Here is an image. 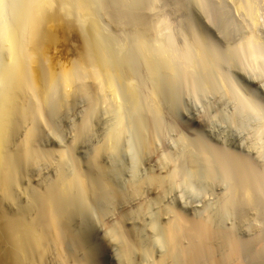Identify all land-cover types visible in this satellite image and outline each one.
<instances>
[{"label":"rangeland","instance_id":"rangeland-1","mask_svg":"<svg viewBox=\"0 0 264 264\" xmlns=\"http://www.w3.org/2000/svg\"><path fill=\"white\" fill-rule=\"evenodd\" d=\"M130 1H132V0H130ZM237 1L239 2L241 0H237ZM237 1L235 2L234 0H145V7H143L144 5L142 6V9L144 8L143 10L145 11L144 14L149 18V21L152 22L153 24L156 23L155 25H153V26H155L154 30H155L156 26H159V28L157 27L158 31L156 29V31L158 32L157 35H153L154 38L152 37L153 43H154V39L156 41V37H158L157 42H160V40H161L164 43L169 44V41H173L172 45L174 46L173 47L174 53H175V55H179V53H181L185 47L184 43L185 44L188 42L190 43V41L189 40L187 41V39L194 41V39H192V38L197 36L198 34H201L202 36L201 35L200 36L201 37L205 36L203 39H204V41L207 40V43H208L207 45L205 43V45L207 47V48L204 47L205 50L208 49L207 52L209 51L210 53L214 54L215 56L217 55V57L212 55L213 57H215L214 59H219V57H220L218 62H216L214 60L216 62L215 66L219 67L218 70L220 69L219 70V76L217 75L219 77V79L217 78V76H215L216 74H218L216 71H215L216 74L212 75V77L210 74H208V73L207 74L210 76L211 80H213V79L215 81H216V79L217 80L221 79L223 81L227 80L226 82L224 81V83H223V81H218V82H222L223 85L221 83L218 84V82L214 83V81H213V84H215L217 87L219 86V90L215 85H214L215 87L208 86L209 83L205 84L206 82L205 83L203 82L204 81L203 79L206 80V78H203L205 76V73L203 72V70H201V68H199V69L202 71V74H200V73L197 74V72L199 71L198 67H200L199 63L196 65V67H197V69H196L194 64L191 65V66L194 65V67H190V65L183 63V60H181L179 58H178V60H179L178 63L179 62L180 63L178 64V66H180L179 70H180V74H182L181 80H178V79H176L177 81H175L174 79L172 80V75H170L169 73L168 74L166 73L167 74V75H165L166 77H163L164 75L162 76L164 83H162L163 81L161 79L162 82H160L161 83L160 85L165 84L164 86H166V85H168L166 83H169V85H171V83L174 84L173 81H175V83L179 82V81H181V82H179L177 85L174 84L173 87L171 85L170 86L171 90L168 87L169 85L167 86L168 88L167 87L164 88L163 85H162V88H164V89L160 88V91L164 90V91H162L163 93L159 96H161L162 99L164 100L163 101L161 99V101L165 105V107H164V105L161 104V101H160V104H161V106L164 107V113H163V110H162V113L164 114L165 118H162L163 114L161 113L162 120H160V121L163 122L164 127L162 125V122H160L161 127L163 128L162 129L160 127V129L163 132H160V133L158 132V133L159 134L163 133L164 136L162 135L163 137L160 136V138H158L159 140H157V142L159 144L158 145L156 144L157 147L156 146L155 147L157 149L156 150L154 149L155 150L154 152L160 154L161 156L156 155V153H154L153 150L151 151L150 149H148L149 150L148 151L146 149L148 140H151L150 139L151 133L148 136V133H147V131H145L146 129H144L145 128L144 126H146L147 123H149V122H151V124H152L153 118L150 116H147L144 113L145 111H144V109H142L143 107L141 108V106H143V105L140 106V108L142 109L143 112H140L141 111V109H140V111H139L140 114H137V115L135 114V112H134L135 108L133 107V105L134 106L136 105L137 109L139 108V106L135 102H134L135 104L129 103V100H130V99H128L129 93H128L126 85H130V83L128 82L127 84H125L127 80L125 81L124 86H126V87L122 86V89H121L122 94H121L119 91L120 88L117 89V92L115 93L116 90L111 91L112 89L110 90L108 88L110 90L109 91L106 87V89H105L106 92H104V88H105L103 86L104 83H102L103 84L102 85L101 82H99L97 80L96 81L93 80L95 78H92V80L88 79L87 83L84 82L85 85L90 88L87 90H90L91 92H93V93L89 92L91 94V96L96 95L95 97H97V99L99 98L101 100H99V99L97 100L95 97H93V96L91 97L90 95H88L87 97L90 96L89 97L90 100L92 98L93 99L95 98L94 101H93V99H92V101L88 100L86 96H85L86 98L84 99L83 95H82V97H80L81 94H75L74 92L72 93V91H74L75 89H71V91H70L71 96L68 95L69 97H67V96L65 97L64 93H63L62 95L65 98L61 97L62 91L61 92L60 91L55 92L56 95H55V97L53 95L54 99H52V101H51L52 103L50 104L49 108H47V110L45 109V111L43 112L44 115H42V118H41V121H42V119H43V121L41 122V129H40L41 134L39 136L40 139H38L40 141H37V143L39 144L37 146V151H39V153H40L41 150L43 149V151L40 153V154L43 153V157L41 156V158H39L40 160L37 159L38 161L35 160L32 163L30 162L31 164L27 163V165H24V164L21 165V167L24 165L22 167V170H25V171L19 172V174H18L19 178H18L17 185H16L17 187H15L16 189L14 192L15 197L13 196L11 199H8V197L6 196L7 194L2 195V193L0 192V209H2V208H3L2 210L6 209L5 212L6 211L8 213L12 212V214H14V213H18V211L21 210L22 208H29L34 203V201H32V200H34L37 197V195H39V193H40L39 196H41L42 193H44L47 190V188H49V186H52L54 184V182L56 183L59 180L60 175H62V173H63V172H61V170L64 171V169H65V172L67 173L65 175H67V176L68 175L70 176V173H71V175H74V173H75L76 176H77V174L81 175V177L84 176V178L83 177L81 178L78 175V177H80L82 181L84 179L83 184H85V187L88 186V187H86V191L88 193L91 192L90 189H88V188L90 186H93L96 182V181L94 182V179L96 178V180H99V178H100L99 176L102 175L100 179L102 180V178H104L108 184L102 183L104 181L103 180L102 182L100 181L101 183L99 181H97L96 185L98 186V182H99V185H101V184L109 185L108 188L110 189V192H108V191L107 192L110 193L109 195L111 196V199L108 196V198L110 199V200L109 199L108 200L114 206H112V205L110 206L109 202H108L109 204L104 202L105 200L102 201V203L98 202V205H97L96 204V200H97L96 195L94 197L93 196L94 194L90 195L92 193H90V194L87 193V195H89V197L91 196L93 198V200H92V198L90 197L91 198L90 202L91 201L95 202L97 207L99 206V203H100V205H102L103 202L105 203L104 206L102 205L100 207L101 210H105L108 207V205L110 207L107 208L108 211L107 210L104 211L105 213H103L100 210V208H98L99 209L98 212L95 209L96 210V211L94 210L95 213L94 212L91 213L94 215V217L92 215H90V216H92V218L89 216V214L87 215L88 218L86 217V215H82V214L79 215L78 214V216H76L77 219L75 218L76 222H75V224H73L74 228L77 229V232H79V235L86 236L85 238L84 237L83 238L85 240L87 238H89L87 240L88 243L89 244L92 243L90 245L93 248V252L95 251L96 257L98 256L96 258V260H97L96 264H123V263L124 264H127V263H129V264H155L157 261L158 262L161 261L160 257L162 258V256L164 255L163 253L165 251L169 252V249H168L169 247L168 248L166 247V245H168L166 243H168V242H165V241H167V238H165L166 233L163 230H167V228H168L167 223L168 222L170 223L171 222L170 220L172 218L175 220V218L173 216H175V214L178 212H181L184 216H187V218H189V219H196V220L197 219L203 220L204 218H206V217L208 218V216L211 215V219L213 218L214 221L216 220V222L213 221V224H212L216 230L222 229V231H226L227 233L232 232L230 235H232L234 233L232 236L237 237V239L240 240L241 242H244L247 245L252 244V246L249 245L248 248L245 250V256L246 257L245 256L243 257V260H244L243 262H245V264H251V263L255 262V261L251 260L253 258H251V259L249 258L252 256L251 253H252L253 249H255V251H254L255 253L256 252L260 253V254H258V253L256 254L258 257H260V255H261V257H264V256H262L263 252L261 253V247L264 246V243H263L264 242V236H263L264 233L263 234L261 233V232H264V224H263L264 223V215H263L264 213H260V211L262 209V204L264 206V198L263 199L260 198V200H259L260 203H257V204H261V201H262L259 212L255 209L256 208L255 206H254L255 211H249L250 209H252L253 206H249L250 207V209H249L247 207V205L245 207H241L236 202L234 204L232 203L234 206H236L238 204V206H236L237 207V209H236V207H234L233 205H228L229 203H227L226 200L229 201L230 196L232 197L234 195V194H232L233 193L232 192L233 191L232 190L233 189L232 184L229 183V179H230L229 175L231 176L232 172L230 171L231 170L230 167H228V165L227 166L223 165V162L220 159V158H222L220 156V154H221L220 152H222L224 156L225 155L227 156V154H228V158L231 155H233V156H231V157H233L231 159H237V160L243 161V162H245V161L249 162L250 161L248 164L253 163L252 165L250 164L251 167L252 168L255 167L256 170L260 169V172L262 171L261 169L264 167V161H263L264 155H262V154H264V151H263L264 149H262L264 147V117H263L264 116V54H263L264 53V0H257L255 2L256 5L259 3L256 6V12H257V24L256 25H255L252 17H250V15L247 14L248 12H246L245 9H242L244 11H240L241 10L240 4H238ZM132 2H131V4H132ZM237 5H239V6H237ZM177 6L179 8H177ZM147 8H150V9H147ZM242 8H243V6H242ZM258 8L260 10H258ZM115 9H117V8L115 7ZM143 10H142V12H143ZM162 17H164V18H162ZM102 21H103L104 26H105L104 28H106L105 30H107L109 35H111L110 37H112V38H110V40L113 38L115 39V40L113 39L114 41L112 40L113 45H115L118 42L117 43L118 46H117V44L115 45V47L117 49L119 46L121 47L122 44H124L125 42H127V43H125L126 47L129 46V48H131V49H132V47H134V44L136 43V42H134V41H136L134 33L135 32L138 33V32L135 31L133 29V27L129 26V28H128V25L125 26L126 24L123 23L125 25H123V28H122V26H117V22H116V25L115 24L112 25V22H111V24H109L110 23L109 21H106V20H102ZM113 23H115V22H113ZM118 23H120V22H118ZM158 23H159V25H158ZM108 24H109V26H108ZM257 25H258V30L256 28ZM150 26H152V25H150ZM194 31L197 32L196 35H195ZM150 34H152V33H150ZM255 34H256L258 41H260V42L258 43L257 46L251 47L249 45L250 43L248 44V42H250V38H252V36H254ZM165 35H166V38H165ZM137 36L139 37V34ZM185 36H186V38H185ZM138 37H136V39ZM148 38L150 39V41H152L151 37H148ZM76 39H77L76 36L72 37V35H67L65 33H58L54 36H51L50 38H48L46 40V42L44 43V52L49 58H51V60L53 62V65H52L53 69L60 71L62 69H70L74 66V62H76L78 60L77 58H79V56H77V54L81 51L78 47L81 48V46H82L80 43H75ZM115 41H117V42L114 43ZM262 42H263V44H262ZM131 44H132V46H131ZM157 44H155V45H157ZM242 44H243V46H242ZM212 45H213V47H212ZM246 46L247 47L250 46L252 48L253 53L248 48H246ZM117 49L114 51H117ZM246 49H247V51H246ZM253 49H255V52ZM133 51H131V52L134 53ZM229 51H231L232 53L230 52L231 53L230 54ZM116 53L120 54V50H118V52H116ZM219 53H220V55H219ZM134 54H132V55H134ZM255 54H257L258 56ZM120 55H122V52ZM128 56H129V54H128ZM130 56L128 57V60L130 62L126 61L127 65H128V63H132L131 60H135V59L131 58ZM212 56H211V54L209 55L210 60H213ZM235 56H237V57H235ZM117 57L118 56L116 55V58ZM75 59H76V61H74ZM222 61L224 62V64ZM52 62H51V64H52ZM134 63H135V61L132 63V65ZM139 63L140 62H138L137 64H139ZM137 64L135 63V65H137ZM140 64H141V66L137 67L138 66L137 65L136 67H134V69H135L134 72H136V70L140 69L143 66L142 63H140ZM132 65L129 64V66H126V68L130 67ZM135 65H133V66H135ZM136 68H138V69H136ZM187 68H189V69L194 68V70L193 69L189 70ZM129 69L134 70L133 67H131ZM144 69L145 68H143V69L141 68V70H139L140 72L137 71L136 74L139 72L137 74V76L134 75L135 73L133 74V71H127V72L130 73V75L133 74V75H131V77H133L132 78L133 82H134L133 85L135 83L137 85L140 83L139 88L138 87L137 88L139 89V91L141 90L144 93L145 97L143 96V98H145V99H143L142 95H140L141 98L143 100H146L149 98V96H148V98H146L147 93L145 90L148 89L147 92L149 90H150L149 93L152 92L153 90L150 88L152 86H154V83L151 86L149 85L150 83H152L151 82L152 80L151 81L147 80L148 78L150 79V77H148V75L146 76V72H145L146 70H144ZM187 70H189L188 71L189 74H187L188 73ZM195 71H197V72L195 73ZM221 72H222V74H221ZM140 73H142V74H140ZM203 73H204V75H203ZM207 74H206V77H207L206 81L208 82L209 80H208ZM211 74H214V72ZM130 75H129L128 81L131 80V82H132V79H130ZM134 76H136V77H134ZM198 76H200V77L198 78ZM213 76L215 78H213ZM191 77H192V79H191ZM169 78H171L170 80H172V81L169 82ZM97 79L99 80V78H97ZM179 79H180V77H179ZM86 80L87 79H85V81ZM103 80L104 79L101 78L100 81L103 82ZM105 80H104V82H105ZM94 81H95V83H94ZM146 81H148V82H146ZM189 81H191V83ZM198 81H200L199 82L200 84L198 83ZM88 82H90V83H88ZM187 82H189L192 86ZM143 83H145L146 85ZM203 83H204V85H203ZM79 84L77 87H79L83 83H81L80 85ZM98 84H100V86L101 87L103 86V87L100 88ZM188 84H189V86H188ZM85 85L83 84V86H85ZM141 85H143L142 86V88L144 87L143 89L142 88L140 89ZM194 85L196 88L194 87ZM174 86H177V87H174ZM220 86H223V88H221ZM147 87H149V88H147ZM123 88H125V89L122 92ZM100 89H102V92ZM153 89H154V87H153ZM167 89H169L171 91V93L169 90L167 91ZM107 90L109 92H107ZM177 90H178V92H177ZM99 91L101 92V94L98 93ZM78 92H79V90H77V93ZM95 92H96V94H95ZM229 92H231V93H229ZM108 93H110V94H108ZM117 93H119L118 94L119 96L117 95ZM159 93H161V92H159ZM167 93L169 96L167 95ZM112 94H116V96H114ZM150 94H147V95H150ZM126 95H128V96H126ZM60 97H61V100H60ZM75 97H77V98H75ZM103 97H104V99H103ZM116 97H118V98H116ZM161 97H159V99ZM232 99H233V101H232ZM241 99H242V101H241ZM96 100L98 101L97 103H96ZM147 101L148 100H146V103H147ZM243 101L248 102V104L246 103L245 105L253 106L255 104V106L257 107V108L255 107V108L258 110L257 113L260 112L259 113L260 116L257 113H255V116H254L253 115L254 113H251L250 111H249L250 113L248 115V110H247L248 108L247 107L245 109V110H247V114L245 113V111H243L244 109L241 110V108H242L241 105L243 106ZM57 102H59V103L57 104ZM64 102H65V104H64ZM94 102H95V104H94ZM89 103H91V104H89ZM144 103H145V101H144ZM249 103H251V104H249ZM257 103H258V105H257ZM60 104H61V106H60ZM123 104H124V106H123ZM130 104H132V105H130ZM139 104H142V102ZM148 105H149V103L147 105L145 104L144 108H145V106L147 108ZM129 106H132V107H129ZM55 107L59 110V112L61 110V113H59L58 110H57V112H55L56 111ZM59 107H61V108L59 109ZM243 108H245V106ZM147 109H149V106ZM62 110H63V112H62ZM234 110H236V111H234ZM147 111L148 110H146V113H147ZM125 112H126V114H125ZM130 112H132V113H130ZM53 113H58V116L56 117L57 114L55 115ZM62 113L64 115H62ZM136 113H137V111H136ZM144 114H145V116H144ZM250 114H252V116ZM122 115H124V116H122ZM122 117H124V118L127 117L125 119L123 118L124 124L122 123V120H123ZM147 117L148 118L150 117L151 119H148ZM163 119H164V121H163ZM146 120H148V121L150 120V121L148 122ZM49 121H50V123H49L50 125L48 124ZM52 121H53V123H51ZM43 122L44 123L46 122L47 124L46 123L44 124ZM54 123L55 124L57 123V124L53 128ZM143 123H145V124H143ZM165 123H167V124H165ZM121 124H123L124 128L122 127ZM151 124H149V125L151 126ZM244 124H246V126ZM24 125L25 126L21 129V131H19L20 133L18 132V135L16 134V136H15L16 138H18V140H15V137H13V140H15L13 142V144L14 143L16 144V145L14 144L15 147H14V145H13V147L11 146L13 151L16 147H17V149H19L21 147L18 144L22 143L21 145H24L23 139L26 137V135H27L26 133L28 131V129H27V131H25V129L27 127L29 128V125L27 123ZM81 125H82V127H80ZM149 125H147L149 127V128L147 127L148 131L152 130L149 132H153L154 128L151 129ZM44 127H45V130H44ZM121 127L123 128V130L125 129V132L121 131V129H122ZM141 127H143V128L141 129ZM54 129H56V130H54ZM135 129H137V131ZM246 129H247V131H246ZM47 130H48V132H47ZM53 130H54V132H53ZM118 130H119V133L117 132ZM251 130H252V132H251ZM74 131H76V132H74ZM114 131H116V132H114ZM126 131H127V133H126ZM141 131H143L144 133ZM120 132L121 133L123 132L124 134L126 133V135L122 136V137H124L123 138L124 140L122 138H120L121 139L120 142L117 143V144H119V146H117L119 150L116 151V149L115 148L113 149L112 146L115 145V143H114L115 141L117 142L118 139H117V137L115 138V136L116 135L118 136V134H121ZM56 133H58V134H56ZM116 133H118V134H116ZM144 134L146 135L145 138L147 139V141H146L147 143H145V141H144L145 140ZM119 137H121V136H118V138ZM147 137H149V138H147ZM158 137H159V135H158ZM113 138L116 140L114 141ZM171 140H172V142H171ZM122 141L125 143L123 144ZM191 142H192V144H191ZM140 144H142V145L145 144L146 146L144 145L145 146L144 147V146H141ZM259 144H261V146ZM254 145H255V148H254ZM258 145L260 146V148ZM18 146H19V148H18ZM130 146H131V148H130ZM39 147H40V149H39ZM204 148L207 149V151H209V152L211 151L210 152L211 156H212L211 161L214 160V162H216L215 164H214V162L212 163L214 168L213 167L210 168L209 164H207L209 161H207L206 157H204V156H206V150ZM99 149H100V151H99ZM103 149H104V151H103ZM101 150H102V152H101ZM142 150H143V152H142ZM260 150H261V152H260ZM189 151H190V153L192 152V154L195 158L193 156H191L192 154H189ZM44 152H45V156H44ZM225 153H227V154H225ZM237 154H238V156H237ZM48 155L50 157H48ZM154 155H155V157H154ZM188 155H190L191 156L190 158H192V159H190L188 157ZM147 156H149V157H147ZM156 156H158L159 159H161V160L158 161ZM162 156H163V158H162ZM164 156L165 157L167 156L165 161H164ZM181 156H182V158H181ZM142 157H143V159H142ZM171 157H172V159H171ZM214 157H215V159H214ZM169 158H170V160L167 161V159H169ZM225 158L227 159V157H225ZM189 159L192 160L193 162L192 161L190 162ZM243 159H245V161ZM153 160H154V162H153ZM132 161H134V162H132ZM194 161L198 162L197 165H194V164H196V162H194ZM204 161L207 163H204ZM136 162H138V163H136ZM166 162H168V163H166ZM178 163H180V164H178ZM190 163H192L195 167L196 166L198 167V168L196 167V170L194 167V171H197L196 175H195L194 171L191 173V171L193 170L192 169L193 165ZM72 164H73V166H72ZM217 164H218V166H215ZM61 165L63 167H61ZM206 165H208V166H206ZM220 165H222V166H220ZM25 166H27V167L29 166V167L27 168ZM52 166H53V168H52ZM188 166H190V167H188ZM224 166L228 167V168H226L227 170L222 169V168H225ZM126 167H127V170H125ZM24 168H26V169H24ZM216 168H218V169H216ZM185 169H187V170H185ZM213 169H215V170H213ZM174 170L176 171V173L178 170V173H179V174H177L178 177L175 176V177H177V179L175 177L173 179L174 181H175V179L177 181H175L176 183L173 185V183H172L173 181L171 179L172 184L171 185L169 184L170 185L169 186L168 183L170 180L167 183L166 180L168 177H166V176L167 175L169 176L171 173L174 172ZM181 170H183V171H181ZM101 171H102V173H101ZM123 173H125V174H123ZM152 173H154V174L152 175ZM190 173H191V175H190ZM98 174H99V176H98ZM192 174H193V179H194V175L195 176L198 175L197 178L192 180V178H191ZM212 174H214V175H212ZM157 175L159 177H163V176L166 177V179H164V180L166 181L165 189L167 187V189H166L167 191L165 189H164V191H166L167 193L163 192V193H165L164 196L162 195V193H161L162 196H160V193H159L160 198L158 197V192L156 191V190H158L157 189L158 186H156V187L154 186V185H156V181L154 179L158 177ZM87 176H88V178H87ZM70 177H75V176H70ZM90 177H91V179L93 178L92 179L93 182L92 181L89 182ZM153 177H154V179H153ZM152 180H154V181H152ZM151 181H152V183H151ZM184 181L186 184L184 183ZM139 182L142 184L145 182H148V183L147 184L145 183L146 186L143 185L144 186L143 189L146 188L145 190L142 191L143 193L141 192V194H140V192H139L137 195L136 194L137 192L135 191L134 186L139 185ZM134 183H135V185H134ZM188 184L190 185V187L192 185L191 189H190ZM101 186H100L99 190H101L104 187L103 185H101ZM131 187H132V189H131ZM134 192H136V193H134ZM146 194H148V196ZM230 194H232V195H230ZM140 195L144 198L139 197ZM5 196L7 197V199ZM113 197L114 198L116 197L115 200L114 199L112 200ZM137 197H139V198L137 199ZM135 201H136V203H135ZM30 202H31V205H30ZM137 202H139V203H137ZM147 202L149 205L147 204ZM231 202H234V200H232ZM226 203L228 206L225 205ZM27 204L30 206H28ZM91 204H93V203L91 202ZM106 204H108V205H106ZM93 206H95V205L93 204ZM96 206H95V208H96ZM225 206L227 207V209ZM229 206H233V207L229 208ZM223 207L225 208V210L222 209ZM209 208L211 211L209 210ZM240 208H241V211L239 210ZM257 208L259 209V207H257ZM93 209H94V207H93ZM16 210H18V211H16ZM169 210H170V212H169ZM221 210H223V211L228 210L229 212L228 213L224 212L225 215H223L224 213L221 212ZM142 211H144V213ZM167 211L169 213V216L167 213L165 215V212H167ZM99 212L103 213L104 215L106 214L105 217H107L108 219L105 218L103 216V214L101 215ZM128 212H129V214H128ZM171 212H173V214ZM107 213L110 214V217H108L109 214H107ZM133 213H134V215H133ZM220 213L221 214L223 213L222 216ZM95 214H97V215H95ZM144 214H146V215H144ZM170 214H172L173 216ZM162 215H165V216H162ZM82 216H84V217H82ZM101 218L104 221L101 220ZM260 218H262V219H260ZM130 219H131V221H130ZM95 220H96V222H95ZM97 220H99V221L97 222ZM108 220L110 221V223L113 222L112 224H110V223L109 224L114 229L116 228V226L118 224L117 227H119V229L122 228L123 230L118 229V231H117V229H116V231L117 232L122 231L121 233H124L122 235H125L124 236L125 238L124 237L123 238L127 240V242H125L126 244L131 243L130 248L132 251L129 250L130 248L128 249V247L130 245L127 246L128 245L127 244L124 246V247H127L128 251L133 253L132 254L129 252L130 253L129 258H131V261L130 260L124 261V259H125L124 256L126 255V258H127L128 253L125 252L124 247H123L124 249L122 247H120L119 242L117 243V241H119V238L122 239V237L119 236L118 240L115 237H113V238H115V240H116L115 241L111 237L112 236L111 233H109V234L107 233V232H110L111 227H110L109 231L106 232V230H108L106 228H109L108 227L109 226ZM154 220H155V223L158 222L157 225L160 223V226L158 225L159 229H157V231L158 230L160 231V232L158 231V235H161V234L165 235L162 238V239H165V241L163 240L165 242V244H164V242H160V241H162V239H161L162 236L160 237L161 240L158 239L159 236L157 235V233H155V230L153 229L154 227L157 228L155 226V224L151 223L152 221L154 222ZM255 220H257V221L255 222ZM121 221H123V222H121ZM164 223H165V226L163 225ZM254 223H256V224H254ZM106 224L108 225L107 227H106ZM114 224H115V226H112ZM216 224H218V225L216 226ZM98 225H99V227H98ZM150 225H151V227H152V225H154L152 230H150L151 229ZM162 225H163V227H162ZM164 227L165 228L167 227V228L161 229ZM253 227H255L254 230H252ZM258 229L261 232H259ZM233 230H234V232H233ZM151 231H153L158 236V238ZM162 231L164 232V234ZM255 232L256 233L258 232L259 234L258 233L255 234ZM149 233H151V234H149ZM152 234H153V236H151ZM119 235H121V234H119ZM143 235H144V237H143ZM256 235L257 236L260 235V236H258L260 238H258V239L255 238L254 236H256ZM252 236L255 238L254 240H253ZM126 237H128V238H126ZM131 238H132V240H131ZM154 238H155V240H153V241H156V239H158V241L160 240L159 242L162 244L158 245L159 243H158V241H156V243L153 244L154 245V247H153L151 239H154ZM141 239H142V241H140ZM261 239H263V240H261ZM256 240L259 242V245H258V242ZM137 241H140V242H137ZM120 242H122V241H120ZM141 242H142V244H144V242H145V244H144L145 246L143 245L141 247L139 245V244H141ZM247 242H249V243H247ZM125 243H123V244H125ZM132 244L134 245L135 248L134 247L132 248ZM155 244H156V246H155ZM253 245L256 247H254ZM163 246H164V248L166 247V249L162 248ZM246 247L247 246H245V248ZM249 247H251V248H249ZM157 248H158V250H157ZM148 249H150L152 254L150 252H146V250L148 251ZM162 249H163V251H162ZM249 249H251V250H249ZM263 250H264V248H263ZM122 252H124L125 255ZM142 252L145 253L144 256H143V254H141ZM122 254H123V256H122ZM145 255L146 256L149 255L151 258L149 256L145 257ZM165 255H166V253H165ZM131 262H133V263H131ZM158 262H157V264H158ZM169 262H170V264H172L171 263L172 261H169ZM169 262H168V264H169ZM253 264H255V263H253ZM259 264H264L263 258L259 260Z\"/></svg>","mask_w":264,"mask_h":264},{"label":"bare ground","instance_id":"bare-ground-1","mask_svg":"<svg viewBox=\"0 0 264 264\" xmlns=\"http://www.w3.org/2000/svg\"><path fill=\"white\" fill-rule=\"evenodd\" d=\"M132 1H130V0H0V192L2 193V195L3 194L4 195L7 194L6 196L8 197V199H11L14 196V194H15L14 193L15 192V189H16L15 187H17L16 185H17V181H18V178H19L18 177V174H19V172L25 171V170H22V167L24 165H27V163L31 164L35 160L41 158V156L43 157V153L40 154L43 151V149L41 150L40 153H39V151H37V146L39 145L37 143V141H40L38 139H40L39 136L41 134L40 133L41 132L40 131V129H41V122L43 121V119L41 121V118H42V115H44L43 112L45 111V109L47 110V108H49L50 104L52 103L51 101H52V99H54L53 98V95H54V97L56 95L55 92H58V91L61 92L62 91L61 95L64 93V96L65 97L66 96L69 97L68 95H70L71 89H75L76 91L74 90V91H72V93L74 92L75 94H81L80 97H82V95H83V98L85 99L88 95L91 96L90 93H93L90 90H87V89H90V88L85 85V83H87L88 79L92 80V78H95L93 80H95V81L97 80V81L101 82V84L104 83V85L102 84L105 87L104 88V92H106L105 89L107 87V89L108 88L110 90L112 89L111 91H115L116 90L115 93L117 92V89H119V88H120L119 91L121 93L122 86H124L125 84H127L129 82L130 85H126L127 86L128 93H129V94L127 93L129 95V98L128 99H130L129 100V103H134L135 102L139 106V108H138L139 110H138L137 109V106L135 105L136 106L135 107L133 105V107L135 108V110H134L135 114L136 115L137 114H140L139 111L143 107L142 109H144V111H145L144 113L147 116H150V117L153 118V121L151 120L153 122L152 123L153 125L151 124V122H149L150 120L149 121L146 120V121L149 122V123H147V125L151 124V126L149 125L150 128L151 129L154 128L153 129V132H149V131H152V130H149L148 131V129H147L148 126L147 125L146 126L143 125V126L145 127L144 129H146L145 131H147L148 136L151 133L150 134V136H151L150 139L151 140H148V143L146 142L147 139L145 138L146 135L144 134V139H145L144 141H145V143H147V146L145 144L144 145L147 147L146 148L147 150L150 149L151 151L153 150V152H154L157 149L156 148L157 145L159 144L157 142V140H159L158 138H160V136L163 135V133L162 134H159L160 132H163L160 129V127H161V123L160 122H162L160 120H162V118H165V116L163 114L164 113V107H165V105L161 101L162 97L159 96V95H161L163 93L162 91H164V90L160 91V88H162V85H163L164 88L169 85V83H166V84H168L166 86H164L165 84L160 85L161 84L160 82L163 81L162 83H164V80L162 78L163 77H166L165 75H167L168 73L170 75H172V80L173 79L175 81H177L176 79L181 80L182 74H180V70H179L180 69L179 68L180 66H178V64L180 62L178 63V61H179L178 58L181 59V60H183V63L190 65V67H194V65L196 67V65L199 63V66L200 67H198V70L200 72L199 71L198 72L195 71V73L197 72V74L198 73L202 74V71L201 70H203V72L205 73V76L203 78H206V80H207V77H206V74L207 73L210 74L211 77H212V75H215L216 74L215 73V71H216L218 74H216L215 76H217V75L219 76V70L220 69L218 70L219 67L218 66H215V65H216V62H218V60L220 59V57L218 56L219 59H214L215 57H217V55L215 56L214 54L210 53L209 51H208L209 52L208 53L207 52L208 49L205 50L204 47H206V45L208 44L207 43V40H205L206 41L205 42L204 39H203L205 36L204 37H201L202 36L201 34H198L199 36L198 35L195 36L197 32L194 31V33H195L194 36L195 37L192 38V39H194V41L193 40H190V39H187V41L189 40L190 43L189 42L186 43V44L184 43L185 47H184L183 51L181 53L178 52L180 56L179 55H175L174 50H173V47L174 46L172 45L173 44V41H169V44H166V43H164L163 41H161L159 39L160 42H157L158 37H156V41L154 39V43H153V38H154L153 35H157V33H158L157 32L158 31L157 27L159 28V26H156V28L154 30V27L155 26H153V25H155L156 23L154 21L153 22L155 24H153L152 22H150L149 21V18L144 14L145 11L143 10L144 8L142 9V6L144 5L143 7H145V0H132ZM234 1L236 2L237 0H234ZM256 1L257 0H241L239 2L237 1V3L240 4V8H241L240 11H244L242 9H245V11L248 12L247 14H249L250 17H252L255 25L257 24L256 6L259 4L258 3L256 5V3H255ZM131 2H132V4H131ZM237 6H239V5H237ZM242 6H243V8H242ZM115 7L117 9H115ZM150 8H147V9H150ZM177 8H179V7L177 6ZM142 10H143V12H142ZM258 10H260V9L258 8ZM162 18H164V17H162ZM102 20L109 21L110 22V23L108 22L109 24H111V22H112V25H114V24L116 25V22H117V26H122V28H123V25H125V24H126L125 26L128 25V28H129V26L133 27V29L138 32V33H136V32L134 33L135 34L134 35L135 36V40H136V41L133 40L134 42H136L134 44V47H132V49L134 48L133 49L134 51L131 48H129V46L128 47L125 46V43H127V42H125L124 44H122L121 47L119 46L118 49H117L115 47V45L118 42L115 41L114 43H116V42L117 43L115 45H113V41L115 39L113 38L114 40L113 39L110 40V38H112V37H110L111 35H109L108 31L105 30L106 28H104L105 26H104V23H103ZM113 22H115V23H113ZM118 22H120L121 24L118 23ZM123 23H125V24H123ZM159 23H158V25H159ZM109 24H108V26H109ZM149 24L152 25L153 27L150 26ZM256 28L258 30V25H257ZM156 29H157V31H156ZM58 33H65L67 35H72V37H75L76 36L77 39H76V42L75 43H80L82 45L81 48L78 47L81 51L77 54V56H79V58H77L78 60L77 61H76V59L74 60V61H76V62H74V66L72 68H70V69H62L60 71H58L56 69H53V67H52L53 62H52L51 58H49L45 54V52H44V43L46 42V40L48 38H50L51 36H54V35H56ZM150 33H152V34H150ZM136 34L137 35L139 34V37ZM136 37H138V38L136 39ZM148 37H151V38L153 37L152 38V41H150V39ZM165 38H166V35H165ZM185 38H186V36H185ZM259 42L260 41H258V39L256 37V34H255L254 36H252V38H250V42H248V44L250 43L249 45L251 47H254V46H257ZM205 43H206V45H205ZM155 44H157V45H155ZM262 44H263V42H262ZM117 46H118V44H117ZM131 46H132V44H131ZM242 46H243V44H242ZM247 46H246V48H248L250 51H252V48L249 46L251 48L250 49ZM212 47H213V45H212ZM115 48L117 49V51H114V50H116ZM118 50H120V54L122 52V55H120L119 53H116V52H118ZM253 50L255 52V49H253ZM131 51H133L135 54L132 53ZM246 51H247V49H246ZM230 52L231 51H229V53ZM131 53L134 54L135 56L132 55ZM252 53H253V51H252ZM115 54L118 56L117 58H116V55ZM128 54H129V56L131 55L130 56L131 58L135 59V60H131L129 58L132 61V63L134 61H135L136 64L138 62L142 63V65L144 67L142 66L141 68L142 69L145 68L144 70H146L145 71L146 72V76L148 75V77H150V79L148 78L147 80H149V81L152 80L151 81L152 83H150L149 85L151 86L154 83V86H152L150 88V89L153 90L152 92H150L151 94L149 93L150 90L147 92V90H148L147 88H149V87L146 88L147 90L144 89L147 94H150V95H147L145 93L146 94V98H148V96H149V98L146 99V100H148L147 103H146V100H143V99H145V98H143L144 93L140 90L142 92L141 93L139 91V89H138L139 86H140L139 85L140 83L138 85L136 83L133 85V83H134L133 82V79H132L133 77H131V75H133L134 73H135L134 75L137 76V74L140 72L139 70H141V68L140 69L136 68V69H138V70H136V72L139 71L136 74V72H134L135 71L134 67H136L137 65H138L137 67H139V66H141V64L139 63V64L135 65V63H134L133 65H135V66H133L132 63H128V65H127L126 61H129L128 60V57H129ZM208 54L209 55L211 54V56L212 55L215 56V57L212 56L213 57V60H210V57H209ZM219 55H220V53H219ZM255 55H257V54H255ZM235 57H237V56H235ZM51 62H52V64H51ZM129 64L132 65V66L126 68V66H129ZM192 64H194V65L191 66ZM223 64H224V62H223ZM131 67H133L134 70H132V69L130 70L129 68H131ZM199 68H201V70ZM187 69H189V68H187ZM190 69H193L194 70V68H190ZM196 69H197V67H196ZM189 70H187V72ZM127 71H133V74L130 75V73H128ZM213 72H214V74H211ZM204 73H203V75H204ZM140 74H142V73H140ZM187 74H189V72ZM221 74H222V72H221ZM129 75H130V79H132V82H131V80L128 81ZM136 76H134V77H136ZM218 76H217V78L219 79ZM179 77H180V79H179ZM199 77L200 76H198V78ZM97 78H99V80ZM101 78L104 79V80L106 79L105 82H104V80H103V82L100 81ZM213 78H215V77L213 76ZM85 79H87V80L85 81ZM161 79H162V81H161ZM170 79L171 78H169V82L172 81ZM191 79H192V77H191ZM203 80H204L203 81L204 83L206 82L205 84H208L209 83L208 86H213V87L216 86L215 84H213V81H214V83H216L218 81H223L221 79L220 80H217L216 79V81L214 79L211 80L209 75H208V80H209L208 82L205 79H203ZM95 81H94V83H95ZM125 81H126V83H125ZM175 81H173V83L176 84V85L179 82H181V81H179V82H176L175 83ZM200 81H198V83ZM224 81H223V83H224ZM146 82H148V81H146ZM189 82L191 83V81H189ZM189 82H187V83H189ZM79 83L80 84L83 83L85 86H83V84L80 85ZM88 83H90V82H88ZM204 83H203V85H204ZM219 83L222 84V82H218V84ZM78 84L80 85L79 87H77ZM143 84H145V83H143ZM174 84L171 83L172 87H173ZM189 84H188V86H189ZM98 85H99L100 88L103 87V86L101 87L100 84H98ZM171 85L168 86L169 89L171 88L170 87ZM126 86H124V87H126ZM142 86L143 85H141L140 89L142 88ZM153 87H154V89H153ZM174 87H177V86H174ZM194 87H195V85H194ZM220 87L223 88V86H220ZM164 88H162V89H164ZM217 88L219 90V86ZM124 89L125 88H123L122 92L124 91ZM169 89H167V91ZM77 90H79L78 93H77ZM100 90L102 92V89H100ZM108 90H107V92L110 91V90L109 91ZM101 92L99 91L98 93L101 94ZM159 92H161V93H159ZM177 92H178V90H177ZM170 93H171V91H170ZM229 93H231V92H229ZM95 94H96V92H95ZM108 94H110V93H108ZM118 94L119 93H117V95ZM112 95L116 96V94H112ZM128 95H126V96H128ZM140 95H142V98L143 99L141 98ZM167 95H168V93H167ZM95 96H93V97H95ZM61 97H63V95ZM61 97H60V100H61ZM65 97H63V98H65ZM89 97H87L88 100H90ZM159 97H161V98L159 99ZM75 98H77V97H75ZM95 98L97 99V97H95ZM116 98H118V97H116ZM92 99L90 101H92ZM94 99H93V101H94ZM103 99H104V97H103ZM97 100H96V103L98 102ZM99 100H101V99H99ZM144 101H145V103H144ZM160 101H161V104L164 105V107L161 106ZM232 101H233V99H232ZM241 101H242V99H241ZM59 102H57V104ZM141 102H142V104H139ZM244 102L245 101H243V106L241 105V107H242L241 110L244 109L243 111H245L246 114H247V110H248V115L251 112V113H254L253 115L255 116V113L258 112V110L256 109L257 107L255 106V104L254 105L252 104L254 106L253 107V106L245 105L246 103L248 104V102H245V103ZM148 103H149V105H148L149 106V109H147L148 106H147V108H146V106L144 108V105L145 104L147 105ZM64 104H65V102H64ZM89 104H91V103H89ZM94 104H95V102H94ZM249 104H251V103H249ZM130 105H132V104H130ZM141 105H143V106H141ZM257 105H258V103H257ZM60 106H61V104H60ZM123 106H124V104H123ZM140 106H141V108H140ZM244 106H245V108H243ZM129 107H132V106H129ZM246 107L248 108L247 110H245ZM60 108L61 107H59V109ZM142 109H141L140 112H143ZM145 109L148 110V111L150 110V111L149 112L147 111V113H146V110ZM57 110L58 109L56 108V111L55 112H57ZM162 110H163V113H162ZM136 111H137V113H136ZM234 111H236V110H234ZM58 112H59V110H58ZM62 112H63V110H62ZM59 113H61V110H60ZM130 113H132V112H130ZM161 113L164 116V117L162 116V118H161ZM259 113H257V114L259 115ZM53 114H55V115L57 114L56 117L58 116V113H53ZM125 114H126V112H125ZM145 114H144V116H145ZM62 115H64V114L62 113ZM250 115L252 116V114H250ZM122 116H124V115H122ZM150 117L149 118L147 117V118L148 119H151ZM123 118L124 117H122V119ZM125 118H127V117H125ZM124 119L122 120V123L123 124H124V122H123ZM163 121H164V119H163ZM26 123L29 125V128L27 127L25 129V131H27V129H28V131L26 133L27 134L26 137H25L26 139L25 138L23 139L24 140V145H21L22 143L21 144H18L21 147L19 148V146H18L19 149H17V147H16L14 149V151H13L12 147L15 144V143L13 144V142L15 140H18V138H16L15 136H16V134L18 135V132L21 131V129L25 126L24 124H26ZM49 123H50V121L48 122V124ZM51 123H53V121ZM56 124L55 123L53 124V128L56 126ZM123 124H121L122 127H123ZM143 124H145V123H143ZM165 124H167V123H165ZM162 125H163V122H162ZM244 125L246 126V124H244ZM80 127H82V125ZM163 127H164V125H163ZM123 128L121 129V131L125 132V129L123 130ZM142 128L143 127H141V129ZM56 129H54V130H56ZM44 130H45V127H44ZM48 130H47V132H48ZM54 130H53V132H54ZM119 130L117 131L118 133H119ZM135 130L137 131V129H135ZM252 130H251V132H252ZM246 131H247V129H246ZM74 132H76V131H74ZM114 132H116V131H114ZM141 132H143V131H141ZM118 133H116V134H118ZM122 133L121 134H118V136H121L119 138H118L117 135L115 136V138L117 137V139H118L117 142L115 141L116 139L113 138V140L115 141L114 142L115 145L112 146V147H113V149L115 148L116 151L119 150L118 147H117V146H119V144H117V143L120 142V140H121L120 138H122V139L124 138L122 136L123 135H126L127 131H126L125 134L124 133L122 134ZM56 134H58V133H56ZM158 135H159V137H158ZM13 137H15V140H13ZM147 138H149V137H147ZM171 142H172V140H171ZM124 143L125 142H123V144ZM191 144H192V142H191ZM15 145H14V147H15ZM140 145L141 146H144L142 144H140ZM255 145H254V148H255ZM259 145L261 146V144H259ZM131 146H130V148H131ZM260 146H259V148H260ZM39 149H40V147H39ZM100 149H99V151H100ZM262 149H264V147ZM143 150H142V152H143ZM205 150H206V156H204V157H206V160L209 161V162L207 163V162H205L206 161L205 160L204 163L209 164V167L212 168L213 167V164L212 163L214 162V160L211 161L212 160V156H211V153H210L211 151L209 152V151H207V149H205ZM103 151H104V149H103ZM101 152H102V150H101ZM260 152H261V150H260ZM154 153H156V152H154ZM220 153L222 154V155L220 154V156L222 158H220V157L219 158L222 160L223 165H225V166L228 165V167H230V169H231L230 171L232 172V173L230 172L231 173V176L229 175V178L230 179L229 178L228 179H229V183L232 184V187H233V189H232L233 190L232 191L233 193L232 194H234L233 195L234 197L233 196L232 197L230 196V200L233 198L232 200H234V202H231L232 200L231 201L230 200L229 201L226 200L227 203H229L228 205H233L236 202L241 207H245L247 205V207L249 209H250L249 206H253L252 209H250L249 211H255V209H256L259 212L260 207H261V204H262V201H261V204H257V203H260L259 202L260 198H262V199L264 198V167L261 169L262 171L260 172V169L259 170L258 169L256 170L255 167L254 168L251 167V165L253 163H250L251 165L248 164L250 161L249 162H246L245 159H243L245 161V162H243V161H239L237 159H231V158H233V157H231L233 155L230 154L231 156L229 155L230 157L228 158V154L227 153H225V154H227V156L226 155L224 156L222 152H220ZM189 154H192V152L190 153V151H189ZM156 155H160V154L156 153ZM262 155H264V154H262ZM44 156H45V152H44ZM191 156H193V154ZM191 156L188 155L189 158ZM237 156H238V154H237ZM48 157H50V156L48 155ZM147 157H149V156H147ZM154 157H155V155H154ZM156 157H157L158 161L161 160V159H159L158 156H156ZM215 157H214V159H215ZM225 157H227V159ZM162 158H163V156H162ZM166 158H167V156L166 157L164 156V161L166 160ZM181 158H182V156H181ZM142 159H143V157H142ZM171 159H172V157H171ZM190 159H192V158H190ZM168 160H170V158L167 159V161ZM191 161L192 160H190V162ZM132 162H134V161H132ZM153 162H154V160H153ZM194 162H196V164H194V165H197L198 162L197 161H194ZM136 163H138V162H136ZM166 163H168V162H166ZM215 163L216 162H214V164ZM22 164H24V165L21 167ZM178 164H180V163H178ZM190 164H192V163H190ZM194 165H193V168H192L193 170L191 171V173L194 171V167H195ZM72 166H73V164H72ZM206 166H208V165H206ZM215 166H218V164L215 165ZM220 166H222V165H220ZM25 167H27V166H25ZM61 167H63V166L61 165ZM188 167H190V166H188ZM196 167H195V170H196ZM228 167H225V168H222V169L227 170L226 168H228ZM52 168H53V166H52ZM24 169H26V168H24ZM216 169H218V168H216ZM125 170H127V167H126ZM175 170H174L173 173H171L169 175L170 177L168 175L166 176V177L169 178V179L167 178V180H166L167 183L170 180L169 183H168V185L169 184L171 185L172 183L174 185L176 183L175 181H177L176 180L177 177H178L177 174H179V173H178V170H177V173H176ZM185 170H187V169H185ZM213 170H215V169H213ZM181 171H183V170H181ZM61 172H63L64 174L62 173V175H60L59 180L56 183L54 182V184L52 186H49V188H47V190L45 192L43 191L44 193H42L41 196H39L40 195V193H39V195H37V197L34 200H32V201H34V203L32 204V206H30L31 205V202H30V205L27 204L28 206H30L29 208H22V209L20 208L21 210H19L17 208L19 211L16 210V211H18V213H14V214H12V212L11 213H8L7 211L5 212L6 209L5 210H2L3 208L0 209V264H96V261H97L96 258L98 256L96 257L95 251L93 252V248L90 245L92 243H90V244L88 243L87 240L89 238H87L86 240L84 239L86 236L79 235V232H77V229L74 228V225L73 224H75L76 219H77L76 216H78V214L79 215H81V214L82 215H86L87 218H88V216H87L88 214H89V216L92 215L94 217V215L91 214V213H93L95 209L98 212V210H99L98 208H100L102 205L104 206V204H105L104 202H106V203L109 202V200L111 199V196L109 195L110 193H108V192H110V189L108 188L109 185L101 184V185H103V186L105 185V186L102 188L103 190L102 189L99 190V188L101 186V185H99V182L100 181L102 182L104 180L102 183H106V184H108V183H107V181H105L104 178H102V180H101L100 178H101L102 175L99 176V174H98V176L100 178H99V180H96V178H95L94 179V182L95 181L96 182L99 181L98 182V186L99 187L96 185V182H95L94 185L91 183L94 187L93 186H90L91 188L89 187L88 189H90L91 192L88 193L86 191V187H88V186L85 187V184H83L84 183L83 182L84 179H83V181L81 180V178L82 177L84 178V176L81 177V175H79V174H77V176H76L75 173H74V175H71V173H70V176H75V177H70L69 175H68L69 176L68 177L67 175H65V174H67L65 172V169H64V171L61 170ZM196 172L197 171H194L195 175H196ZM101 173H102V171H101ZM191 173H190V175H191ZM123 174H125V173H123ZM153 174L154 173H152V175ZM78 175L81 178L78 177ZM195 175H194V179H196L197 176H198V175L197 176H195ZM212 175H214V174H212ZM175 176H177V177H175ZM158 177L155 178V179L153 177V179L156 181V185H154V186L155 187L158 186L157 187L158 190H156V191L158 192V197L160 198V196H162V195L164 196L165 193H163V192H166L167 191L166 190L167 187L165 189L166 181L164 179H166V177L165 176H163L164 178L163 177H159L158 178ZM174 177L176 178L175 181L173 180ZM87 178H88V176H87ZM191 178H192V180H194L193 179V174H192ZM90 179H91V177H90ZM90 179H89V182L92 181L93 178L91 180ZM171 179H172L173 182L171 181ZM154 180H152V181H154ZM152 181H151V183H152ZM145 183L147 184L148 182H145ZM145 183L142 184V183L139 182V185L134 186V189L137 192V193L136 192H134V193H136L138 195V193L140 192V194H141V192L146 189V188L143 189L144 188L143 185H145ZM184 183H185V181H184ZM134 185H135V183H134ZM189 187H190V185H189ZM191 188H192V185H191L190 189ZM131 189H132V187H131ZM164 189L166 191H164ZM87 193L88 194L92 193L90 195H93L94 194L93 195L94 197L96 195V199L97 200L95 198L94 199L96 200V204L97 205H98V202H101L102 203V201H104V200L105 201L103 202L102 205H100V203H99V206L98 207L96 206L95 202L91 201L96 206V208H95V206H93V204H91V202H90V200H91L92 197L90 196L91 197L90 198L89 195H87ZM159 193H160V196H159ZM161 193H162V195H161ZM232 194H230V195H232ZM146 195L148 196V194H146ZM108 196H109L110 199L108 198ZM7 197H6V199H7ZM139 197H142V196L140 195ZM139 197H137V199ZM115 198L113 197L112 200L113 199L115 200ZM142 198H144V197H142ZM92 200H93V198H92ZM135 203H136V201H135ZM137 203H139V202H137ZM227 203L225 205H227ZM108 204H106V205H108ZM147 204H148V202H147ZM238 204L237 205L235 204V205L238 206ZM109 205L110 206L111 205L114 206L111 203ZM109 205H108V207H110ZM233 206H229V208L230 207H233ZM236 206H234V207H236ZM93 207H94V209H93ZM257 207H259V209ZM263 207L264 206L262 204V209H261L260 213H264V210H263L264 208ZM107 208L105 210H101V208H100V210L103 213H105L104 211H106ZM222 209L225 210L224 207ZM226 209H227V207H226ZM236 209H237V207H236ZM209 210H210V208H209ZM239 210L241 211V208ZM142 212L144 213V211H142ZM169 212H170V210H169ZM221 212H223V213L224 212L225 213L227 212L228 213L229 211L228 210H226V211L221 210ZM103 213H100V214L102 215ZM166 213L169 216L168 211L165 212V215H166ZM171 213L173 214V212H171ZM180 213L181 212L176 213L175 216H173L172 214H170V215H172L175 218V220L172 218L173 220L171 219L170 220L171 222L170 223L168 222L170 225L167 223V226H168V228L166 227L167 230H163L166 233L165 234L166 236L165 235H162V234L161 235H158V231L159 230L157 231V229H159L158 228V225L160 226V223L157 225L158 222L155 223V220H154V222L153 221L151 222L152 224H155V226L157 228H155V227L153 228L154 225H152V227L150 225V227H151L150 230H152V228H153L155 230V233H157V235L159 236V238L153 232L154 230L151 231V232L153 234H155L158 239H160L161 236H162L161 239L165 236V238H167V241H165V239H162V241H160L161 240L160 239L159 241L160 242H164V241L165 242H168L166 244L169 245V246L166 245L167 248L169 247L168 248L169 249V252L168 251H165L163 253L164 255L162 256V258L160 257V260L161 261H159V262L157 261L158 264H168L169 261H172L171 262L172 264H245V262H243L244 261L243 260V257L245 256V250L248 248V246L250 244L247 245L244 242H241L240 240H238L237 237L232 236L234 233L232 235H230L232 232L227 233L226 231H222V229L221 230H219V229L216 230L213 227V225H212L214 220H213V218L211 219V215L208 216V218L207 217L204 218L203 220L202 219H200V220L197 219L196 220V219H189V218H187V216H184L182 213L181 214ZM225 213L223 215H225ZM107 214H109V213H107ZM128 214H129V212H128ZM222 214H221V216H222ZM95 215H97V214H95ZM133 215H134V213H133ZM144 215H146V214H144ZM165 215H162V216H165ZM92 216H90V217L92 218ZM103 216L105 217L106 214L105 215L103 214ZM82 217H84V216H82ZM108 217H110V214H109ZM105 218H107V217H105ZM260 219H262V218H260ZM99 220H97V222ZM101 220H103V219L101 218ZM123 221H121V222H123ZM130 221H131V219H130ZM256 221L257 220H255V222ZM95 222H96V220H95ZM214 222H216V220ZM109 223H110V221L108 222V225L109 226L106 224V227L107 226L109 227V228H106V229H108V230H106V232L109 231V229L111 227L110 224H112L113 222L110 223V224ZM165 223L163 224L164 226H165ZM254 224H256V223H254ZM163 225H162V227H163ZM217 225L218 224H216V226ZM112 226H115V224L112 225ZM117 226H118V224H117ZM117 226H116L115 229L113 227H111L110 232H107V233L108 234L111 233V235H112L111 237L112 238L115 237L117 240H118L119 236L122 237V239L119 238V241H117V243L119 242L120 243V247L123 248L128 243L127 244L125 243V242H127V240L124 239L125 238L124 237L125 235H122L124 233H121L122 231L117 232L118 229H119V227H117ZM98 227H99V225H98ZM166 228L164 227V228H161V229H166ZM254 228L255 227H253L252 230H254ZM116 229H117V231H116ZM121 229L122 228H120L119 230H121ZM258 231H259V229H258ZM164 232H163V234H164ZM233 232H234V230H233ZM259 232H261V231H259ZM257 233L255 232V234H257ZM261 233L263 234L264 232H261ZM119 234H121V235H119ZM149 234H151V233H149ZM153 234L151 236H153ZM258 236H260V235H258ZM258 236L256 235L254 237L258 239V238H260ZM143 237H144V235H143ZM254 237H253V240L255 239ZM115 238H113V239L115 240ZM126 238H128V237H126ZM158 239H156V241H158ZM131 240H132V238H131ZM153 240H155V238L154 239H151L152 245L154 243H156V241H153ZM261 240H263V239H261ZM120 241H122V242H120ZM140 241H142V239ZM140 241H137V242H140ZM159 241H158L159 244L158 243L157 244L158 245H161L162 243H160ZM165 242H164V244H165ZM123 243H125V244H123ZM247 243H249V242H247ZM130 244L131 243H129L127 246H129ZM144 244H145V242H144ZM144 244H142V242H141V244H139V245L142 247ZM258 245H259V242H258ZM155 246H156V244H155ZM164 246L162 248H164ZM245 246H247V247L245 248ZM250 246H252V244ZM130 247H131V245L128 247V249ZM133 247H134V245L132 244V248ZM153 247H154V245H153ZM166 247L164 249H166ZM254 247H256V246H254ZM124 248H125V252L128 253L127 258H126V255L124 254V252H122L125 255L124 256V258H125L124 261H127V260H130L131 261V258H129L130 257L129 255L132 252L128 251L127 250V247H124ZM249 248H251V247H249ZM263 248H264V246L261 247V253L263 252L262 256H264V250H263ZM129 250H131V248ZM157 250H158V248H157ZM249 250H251V249H249ZM162 251H163V249H162ZM254 251H255V249H253V251L251 253V255L253 257L252 256L251 257L248 256V257L250 259L253 258V259H251V260L255 261V262L252 261L253 263L259 264V260L262 259V258L264 259V257H261V255H260L261 258L258 257L256 255L258 252L255 253ZM146 252H150L151 253L150 249H148V251L146 250ZM165 253H166V255H165ZM123 254H122V256H123ZM141 254H143V256H144L145 253L142 252ZM258 254H260V253H258ZM148 256L149 255H147V256L145 255V257H148ZM157 262L155 264H157ZM131 263H133V262H131ZM253 263H251V264H253ZM127 264H129V263H127ZM169 264H170V262H169Z\"/></svg>","mask_w":264,"mask_h":264}]
</instances>
